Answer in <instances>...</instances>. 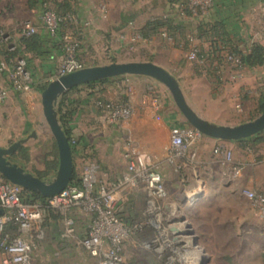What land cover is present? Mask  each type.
I'll list each match as a JSON object with an SVG mask.
<instances>
[{
	"label": "rangeland",
	"instance_id": "obj_1",
	"mask_svg": "<svg viewBox=\"0 0 264 264\" xmlns=\"http://www.w3.org/2000/svg\"><path fill=\"white\" fill-rule=\"evenodd\" d=\"M53 1L47 0L48 5L54 10H60ZM115 1L120 5L122 3L129 6L127 10L130 12L134 6L137 8L143 6L142 8L147 10L149 15L166 12L164 10L166 3L162 0ZM28 18L26 0H0V47L8 50V45L17 36H21L20 26ZM184 54L185 52L181 56L179 65L174 62L170 65V69L179 77L186 98V93L189 92L188 87L195 86L203 100L211 102L209 104L212 110L226 118L229 124L252 120L261 113L259 101L264 99V63L255 70L249 71L244 68L245 77L242 81L244 83L239 86L238 78L230 80L226 78V72L221 80L208 73V70L213 72L209 58L201 64H196L188 61ZM101 55L95 56L94 60L90 59V66L110 62L146 61L143 54H132L123 58L124 60ZM198 68L206 71L202 74L198 73ZM183 72L190 73V80L198 81L186 84ZM144 80L147 83L131 84V87L140 90L137 97L152 94L151 98L154 96L160 98L167 103V106L170 105L178 111L164 85L150 77H144ZM124 82L120 83L118 80L115 84L117 87H113L115 82L109 79L91 86L81 84L65 92L69 93L71 100L67 108L75 111V116L80 120L77 121L82 127V129L75 128L72 138L77 141L84 134L87 140H90L89 144L80 143L76 147L73 156L76 175L81 174L82 166L86 161L94 160L98 165L97 177L103 180L106 178V182L111 184L120 180L125 164L123 156L125 149H122L119 137L117 142L111 143L107 127H102L103 129L99 127L89 135L88 131H84V126L97 120L96 117H100L97 114L100 109L96 106V100L108 99L106 92L112 89L117 92L125 91L129 86H121L128 83L125 80ZM228 95L231 96L228 97ZM80 111L81 116H77ZM27 115L33 121V129L24 132L23 137L32 131L35 137L28 139L10 154L8 159L26 171L49 180L57 169L58 152L43 117L40 100L36 110H29ZM181 118V121H184L182 115ZM259 136L261 144L257 146L251 139L244 141V144L230 143L223 148L230 152L233 161L242 162L244 166L242 173L244 177L243 179L241 177L238 183V179L230 180L227 177L229 176L228 166L224 168L226 178L221 179L217 176L219 169L221 170L219 167L221 164L217 156H209L212 148L203 142L204 147L201 153L214 159L213 166L198 170L197 178L184 176V172L180 169L177 170L178 173L180 172L179 175L171 169L164 168L161 170L164 177L159 171L162 174L167 195L164 200L158 202L159 210L152 212L146 210L144 193L131 190L124 194L122 201L119 202L118 212L131 228V233L123 244L124 264H264V217L257 216L249 201L239 192L241 187L264 191V166L253 171V179L256 178L253 182H247L248 175L252 174V168L249 169L246 165L249 154H261V151H264V131ZM133 150L136 151L134 147ZM86 156L90 159H84ZM101 167L108 170V176L102 175ZM205 186L207 193L198 202L194 201L191 204L188 197L195 194L192 192L193 189L199 192ZM72 215L76 227L79 228L78 231H81L84 218L78 210H74ZM47 223L54 224L57 233L61 218L52 212L44 221L46 231L43 238L34 244V264H94V260L74 240L58 241L60 238L57 239L56 234L52 232L53 226ZM0 264H2L1 253Z\"/></svg>",
	"mask_w": 264,
	"mask_h": 264
},
{
	"label": "built area",
	"instance_id": "obj_2",
	"mask_svg": "<svg viewBox=\"0 0 264 264\" xmlns=\"http://www.w3.org/2000/svg\"><path fill=\"white\" fill-rule=\"evenodd\" d=\"M212 5L213 0H180L172 4L169 11L151 21H167L172 17L192 21L205 17ZM96 9L105 18L107 6L100 3ZM40 10L42 24L51 37L58 38L62 51V60L56 69L55 78L85 67L77 58V53L83 46L91 20L79 17L74 10L58 12L47 2L42 3ZM19 32L20 35L31 36L35 34L36 27L30 21H24ZM156 33L163 42L176 45L173 35L166 29H158ZM138 38L147 39L140 35ZM185 38V43L179 42L176 46L185 50L184 55L188 61L201 64L209 58L213 72H207L220 80L225 72L226 78L230 80L241 76L245 66L241 54L252 43L245 49H239L240 52L225 53L219 59L202 50L194 30L187 32ZM13 48L9 46L8 49ZM0 71H6L11 89L18 92L30 89L31 76L23 58H16L10 64L0 60ZM205 71L202 70L203 73ZM7 95L8 87H0V103L4 102ZM96 106L110 124L129 120L134 113L133 105L128 100L98 99ZM205 137L189 124L172 126L169 130L167 159L185 163L194 161L190 149ZM223 148L215 145L212 153L215 156L221 155L222 162L229 168L230 178L236 180L241 176L244 166L241 162L233 161L230 152ZM123 156L125 165L117 183H107L97 177L98 165L90 160L82 166L79 185L69 183L61 192L43 200H27L20 186L0 174L1 263L34 264V244L44 235L43 223L49 213L55 212L61 217V236L75 240L94 260V264H124L123 244L131 228L118 212L123 195L141 187L145 208L151 212L160 209L158 202L167 195L162 174L144 155L135 154L133 147L128 144ZM239 192L249 201L254 213L264 217V191L241 187ZM73 210H78L84 218V233L81 237L77 235Z\"/></svg>",
	"mask_w": 264,
	"mask_h": 264
},
{
	"label": "crops",
	"instance_id": "obj_3",
	"mask_svg": "<svg viewBox=\"0 0 264 264\" xmlns=\"http://www.w3.org/2000/svg\"><path fill=\"white\" fill-rule=\"evenodd\" d=\"M169 1L170 0H162V2L166 3L164 8L166 12L169 11L171 7ZM57 2H68L79 17L91 20V26L87 31L83 46L77 53L78 59L85 66H90L89 60H94L95 56L99 57L101 54L103 57L118 58V60H124L123 58L132 54H143V58H146V61H151L164 68L178 80L179 84H181L179 77L172 73L170 65H172V63L174 64V62L176 65H179L183 50L179 49L176 45L163 42L156 31L147 34V37H144L147 39L138 38L139 35L142 36L141 30L145 23L151 21L152 18L158 17L160 14L149 15V12L142 8L143 6L139 8L134 6V8H131L133 9L131 10L132 12H130V10H127L129 6L127 7L122 3L120 5L116 3L115 0L53 1L54 4ZM100 3H104L107 6L105 18H102L96 9ZM26 8L29 14L27 21H30L36 27V34L39 36L37 43L40 52L37 53L36 51H29L26 49L25 45L19 42V36L8 45V47L12 46L19 48V53H12L8 51L7 48L0 47V60L6 61L9 64L15 60L16 56L23 55L26 58V65L31 76L30 89L24 92H18L9 87V79L6 71H0V87H8L7 98L4 102L0 103V147H7L13 141L23 138L24 132L33 129V121L28 117L27 112L32 109L34 111L36 110L38 101L40 100V88L55 78L56 69L62 60L59 40L58 38H53L48 35L40 20V8L29 9L27 5ZM122 15L130 19L123 26H120ZM183 20L186 22L185 30L187 32L191 30L196 31L195 22ZM203 21L220 22L224 30L233 39L238 49H245L254 42L264 47V0H213L212 8L209 10L208 14L203 17ZM199 43L204 48H207L210 41L206 37H202L199 39ZM257 67L248 68L244 66V68H247L249 71L255 70ZM185 73L186 74L183 72V77L185 78L186 84H193L198 81L190 80V73ZM198 73L202 74L201 68H198ZM144 77L146 76L125 75L108 78V80L110 79L115 82L113 87L116 86L115 84L118 80L120 83H125L124 80L128 82L121 85L129 86L125 91L122 90L121 92H117L112 89L106 93L108 99H126L130 101L133 105L134 113L129 120L123 121L120 124H110L104 118L101 111H99L97 114H99L100 117H96L98 121H91L87 126L85 125L84 131H88L90 135L99 127H107L109 141L111 143L117 142V138L119 137L122 149H125L128 144L131 145L136 150L135 154L144 155L147 161L151 162L158 171L164 170L165 168L166 170L171 169L172 172L175 171L178 173V169H180V171L184 172V176H195L196 178L198 177V170L207 169L209 166H213L214 163L213 158L207 157L201 153L203 150L202 147H204V145L202 146L203 142L210 145L212 149L215 145L224 147L225 145H230V143H245L242 139L223 141L205 137L190 149V154L194 161L185 163L180 160H168L167 149L169 145L170 128L174 125H183L187 123L181 121V115L177 110L170 105L167 106V103L160 98L155 96L151 98L152 94H150V96L144 95L137 97L140 90L134 89L131 87V84L147 83ZM244 77V70H242L241 76H239L237 80L239 86L244 83L242 82ZM145 86L151 88V86ZM188 89L189 92L186 93L188 102L200 116L214 123L229 124L226 118L212 110L209 104L211 102L208 103V101L203 100L202 96L199 95V90L195 86L190 85ZM230 96L231 95H228V97ZM67 98V101L70 102L69 93L67 94ZM208 100L212 101L209 98ZM74 112H72L71 115V132H74L76 127L82 129L79 123L80 120L75 116ZM79 115L81 116V111L77 116ZM259 137L260 136L252 139L256 146L261 144V139ZM79 141L84 144H89L90 142L84 134ZM211 155L215 156L213 153L209 154V156ZM217 157L219 164H221L219 167H221L222 170L219 169L217 176L221 179L226 178L227 175H225L224 168L227 165L222 162L221 155H217ZM246 165L249 169L252 168V174L250 173L248 175L249 179L247 180L248 183H251L256 179H253V171L255 172L257 168L259 169L264 166V151L262 150L261 154H249ZM100 171L104 177L108 176L109 172L107 169L101 167ZM178 174L180 175V172ZM227 177L232 180L230 176ZM241 177L242 174L238 178L237 183L240 181ZM104 181H107L106 178ZM134 191L143 193L141 187L134 189ZM192 192L195 194L188 197L191 204L194 201L198 202L199 199L207 193L206 186L199 192H197L196 189H193ZM47 225L53 226L54 224L47 223ZM45 229L46 226L44 224V232L46 231ZM62 229L63 225L61 221L58 232L56 233L54 226L52 232L56 234L57 239L60 238L58 241L66 242L68 240L61 236ZM78 230L79 228H77V235L80 237L83 236L84 229L82 228L81 231ZM60 245L63 246L62 243H60Z\"/></svg>",
	"mask_w": 264,
	"mask_h": 264
},
{
	"label": "water",
	"instance_id": "obj_4",
	"mask_svg": "<svg viewBox=\"0 0 264 264\" xmlns=\"http://www.w3.org/2000/svg\"><path fill=\"white\" fill-rule=\"evenodd\" d=\"M125 75L150 77L164 85L184 121L204 136L223 141H235L249 138L264 130V112L252 120L238 124H219L203 118L188 102L178 80L167 70L151 61L110 62L85 66L50 80L40 92L42 114L58 152V165L54 176L49 180H42L8 159V156L28 139L35 137L33 131L13 141L7 147H0L1 176L43 198L52 197L61 192L71 181L73 161L69 141L58 120L57 105L60 97L75 86Z\"/></svg>",
	"mask_w": 264,
	"mask_h": 264
},
{
	"label": "trees",
	"instance_id": "obj_5",
	"mask_svg": "<svg viewBox=\"0 0 264 264\" xmlns=\"http://www.w3.org/2000/svg\"><path fill=\"white\" fill-rule=\"evenodd\" d=\"M178 1H180V0H170L169 3L172 6V4H174ZM43 2H47V0H26V5L29 9H35V8L39 9V8H41V5ZM55 4L60 9V10H56L58 12H65L68 10H73L71 5L68 2H64V3H58L57 2ZM62 9H63V11H62ZM129 19L130 18H126L125 16L122 15L119 25L123 26ZM192 21L195 22L194 24L196 25V29H195L196 30L195 31L196 36L199 39H201L202 37H206L210 41V44L207 48H204L203 46H201L202 50L204 52H206L208 55H213V56L215 55V56H217V58L221 59L222 55H224L225 53L240 52V50L236 46L233 39L224 30V27L222 26V24L220 22H217V21H215V22H204L203 18H196ZM185 23L186 22L184 20L177 19L174 17L170 18L167 21H147L145 23V25L142 27L141 34L143 37H147V34H149L151 32H155L158 29L164 28L173 35L175 43L177 45L179 42L185 43V40H186L185 35L187 32L185 30ZM38 38H39V36H37V34L35 32V34H33L31 36L21 35L19 38V42L21 44H24L26 49H28L29 51H36L38 53V52H40V50H38L39 49V45L37 43ZM18 49L19 48L14 47L12 50L8 49V51H10L12 53L16 52V54H17V53H19ZM19 57L23 58L26 62V58L23 55L16 56V58H19ZM241 59H242L244 65L248 68L263 65V63H264V47L259 43H256V42L252 43L251 46L248 48V50L245 53L241 54ZM26 69L28 70L27 65H26ZM106 80H108V79L91 81V82L85 83L83 85L91 86V85H94L96 83L104 82ZM76 87L71 88V90L76 88ZM42 89H43V86L40 88V91ZM67 100H68L67 93L63 94L60 97V99L58 101V106H57V113H58V120L60 122L62 130L64 131V134L66 135V137L69 141L70 148H71L72 161H73V172H72V178H71L70 184L79 185L80 184V181H79L80 175L75 174L73 156L76 152L77 145L80 144V141L79 140L76 141L72 138L70 122H71V115H72L73 109L67 108L69 103H70ZM259 109H260L261 113L264 112V99H261L259 101ZM183 125H186V124H183ZM263 131H261V132H263ZM261 132H259L255 136L245 138L242 140L246 141V140L258 138V136L261 134ZM84 159L89 160L90 157L86 156V158H84ZM36 176H38L42 180H48V179H45L44 177H42L40 175H36ZM22 193H23V196L27 200H43L44 199L41 195L34 193V192H31L29 190L22 189ZM51 213L52 212L49 213V216ZM49 216L47 218H49ZM57 216H59V215L57 214ZM43 225H44V223H43Z\"/></svg>",
	"mask_w": 264,
	"mask_h": 264
}]
</instances>
